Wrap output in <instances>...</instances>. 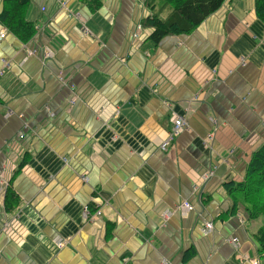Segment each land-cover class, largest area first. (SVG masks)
Masks as SVG:
<instances>
[{
  "label": "crops",
  "instance_id": "1",
  "mask_svg": "<svg viewBox=\"0 0 264 264\" xmlns=\"http://www.w3.org/2000/svg\"><path fill=\"white\" fill-rule=\"evenodd\" d=\"M86 1L29 0L27 42L0 24V264H264L225 188L264 143L254 0L158 43L146 0Z\"/></svg>",
  "mask_w": 264,
  "mask_h": 264
},
{
  "label": "trees",
  "instance_id": "2",
  "mask_svg": "<svg viewBox=\"0 0 264 264\" xmlns=\"http://www.w3.org/2000/svg\"><path fill=\"white\" fill-rule=\"evenodd\" d=\"M88 0L86 2H93ZM225 0H146L145 6L151 16L142 21L143 27H150L153 32L150 39L158 43L163 38L188 35L193 32L207 17L216 12ZM29 0H5L0 13V24L8 29L22 42H27L35 34L33 24L24 20L25 9ZM255 15L264 27V0H254ZM167 13L166 17L161 14ZM23 162L17 168L18 172ZM227 191L240 193L242 204L249 220L264 217V143L252 154L244 174L243 181L237 184H226ZM5 212L16 215L21 203L11 188L4 194ZM259 246V253L264 255V223L254 234Z\"/></svg>",
  "mask_w": 264,
  "mask_h": 264
},
{
  "label": "built area",
  "instance_id": "3",
  "mask_svg": "<svg viewBox=\"0 0 264 264\" xmlns=\"http://www.w3.org/2000/svg\"><path fill=\"white\" fill-rule=\"evenodd\" d=\"M4 35L0 34V38L2 39ZM59 80L60 81H63L62 77H59ZM73 102H71L72 104ZM187 128V122L184 118L182 117H176L173 119V122H172V127L170 129V132H169V136L168 138L163 141L161 144H160V149L162 151H165L167 149V147L172 143V141L180 134L182 133L183 130H185ZM23 137V134H19V138H22ZM212 139H213V134H210L209 136H207V138L205 139L204 143L209 146L211 143H212ZM81 180L86 182L87 181V177H81ZM177 209L180 211V210H186V211H192V207L186 203L185 201H183L181 204L178 205ZM85 212H86V208H85ZM98 215V213H97ZM5 227H7V225L5 224L4 225ZM204 227L207 229V230H212L213 228V225L211 223H205L204 224ZM232 243H235L237 242V239L234 238L231 240ZM64 244L62 242H58L56 243V246L58 248H61ZM253 264H256V263H253Z\"/></svg>",
  "mask_w": 264,
  "mask_h": 264
},
{
  "label": "rangeland",
  "instance_id": "4",
  "mask_svg": "<svg viewBox=\"0 0 264 264\" xmlns=\"http://www.w3.org/2000/svg\"><path fill=\"white\" fill-rule=\"evenodd\" d=\"M255 221H257V223L260 224V226H261L262 223H264V217H262V218H260V219H257V220H255ZM260 226H259V227H260ZM259 227H258V228H259ZM257 230H258V229H257Z\"/></svg>",
  "mask_w": 264,
  "mask_h": 264
}]
</instances>
